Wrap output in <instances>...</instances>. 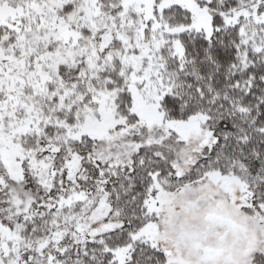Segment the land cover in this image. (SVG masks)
<instances>
[{"label":"snow or ice","instance_id":"obj_1","mask_svg":"<svg viewBox=\"0 0 264 264\" xmlns=\"http://www.w3.org/2000/svg\"><path fill=\"white\" fill-rule=\"evenodd\" d=\"M0 264H264V0H0Z\"/></svg>","mask_w":264,"mask_h":264}]
</instances>
